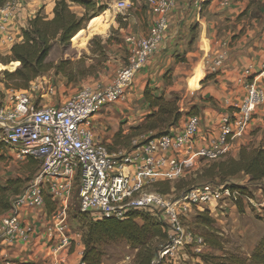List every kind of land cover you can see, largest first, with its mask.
I'll return each mask as SVG.
<instances>
[{"label": "built area", "instance_id": "1", "mask_svg": "<svg viewBox=\"0 0 264 264\" xmlns=\"http://www.w3.org/2000/svg\"><path fill=\"white\" fill-rule=\"evenodd\" d=\"M177 1H150L149 12L155 16L152 27L145 37L130 44L125 63L111 86L83 88L53 107L32 101L28 91L6 92L0 104V148L13 150L21 160H33L38 166L34 177L13 202L9 217L2 221L0 231L10 246L26 242L30 233L19 221L18 209L23 204L43 208L46 195L54 206L50 213L52 225L48 228L50 252H69L73 244L71 236L64 232L66 209L76 181L78 208L91 219L121 220L131 213L147 214L162 224L172 248L183 242L193 244L192 248L205 247L202 238L194 239L185 231L183 223L193 207L200 211L211 203L213 196L207 187L183 192L179 197L145 188L157 182L172 185L185 176L196 160L214 161L227 153L233 138L245 133L262 103L261 91L248 86V98L234 107L233 114L221 116L217 139L197 152L195 115L181 122L175 133L146 143L140 142V137H132L129 152L114 151L108 145L96 143L91 126L96 114L124 97L134 76L155 56L165 39L167 15ZM119 3H128L130 7L128 0ZM12 11L13 7H0V25L11 18ZM222 59L219 57L215 65H220ZM250 76L247 69L240 80L246 82ZM224 193L230 198L228 190Z\"/></svg>", "mask_w": 264, "mask_h": 264}, {"label": "crops", "instance_id": "2", "mask_svg": "<svg viewBox=\"0 0 264 264\" xmlns=\"http://www.w3.org/2000/svg\"><path fill=\"white\" fill-rule=\"evenodd\" d=\"M150 1L144 0L147 8L144 15L147 27H143V20L142 24L141 21L138 23L136 15L128 19L127 28L120 30L124 33V46L120 44L111 47L113 51L109 52L112 56L103 64L97 75L71 90L73 93L71 92L65 99H55L53 104L43 107L59 106L83 88L99 89L111 86L117 72L125 63L130 44L145 37L152 27L155 16L149 12ZM205 1L207 0H178L175 7L170 10L167 15L164 42L159 46L153 59L134 76L122 99L91 119L96 143L108 145L112 149L110 139L120 130L119 122L122 118H126L127 121L120 128L123 134H127L130 127L137 126L144 116L150 114L142 96L147 86L156 95L164 94L167 100L177 99L182 118L170 129V133H174L180 123L189 117L186 115L187 112L195 109V116L198 119L196 152L217 139L221 116L225 113L233 114L234 107L248 98L250 94L248 86L252 85L264 96V0H210L208 5L201 7L200 4ZM31 3L35 8L24 21H21L24 17H21L20 12L17 13L18 9L13 7V11L18 14L17 18H14L17 21L10 19V22L7 21L8 24L0 28V55H9L12 45L22 42L21 29L27 27L28 21L41 6L35 5L34 0ZM117 4L124 9L129 7L128 3ZM51 17L49 14L48 19ZM13 21L20 23L19 26L18 24L11 26L10 23L13 24ZM219 57L223 59L220 65H215ZM181 59H184L183 63L178 62ZM247 69H250L251 76L245 82L240 79ZM210 75L212 78L205 81ZM41 87L40 79L32 83L34 92L36 88ZM47 91L54 93L51 88ZM47 94L45 92L42 96ZM138 118L142 119L137 121ZM112 121H114L112 129L105 131L106 125ZM260 145L264 146V99L257 106L245 133L233 138L229 151L222 157L236 159L241 147L256 148ZM5 158L21 160L13 150L0 148V161ZM23 162L25 165L26 161ZM24 165L22 172L26 174L23 170ZM8 168L9 166L5 167ZM240 175L248 181L247 176ZM18 210L19 221L30 233L26 242L10 246L6 242V236L0 231V264L80 263V254L77 250L81 245L79 240L77 241L79 239L77 233L74 234L77 243L69 252L51 253L52 246H48L50 239L48 228L52 225V219L46 207L31 208L23 204ZM8 217L7 213L0 216V228L3 219ZM64 232L69 236L72 234L67 222Z\"/></svg>", "mask_w": 264, "mask_h": 264}, {"label": "trees", "instance_id": "3", "mask_svg": "<svg viewBox=\"0 0 264 264\" xmlns=\"http://www.w3.org/2000/svg\"><path fill=\"white\" fill-rule=\"evenodd\" d=\"M68 1L83 10L84 13L81 17L70 10L67 1H55L51 19H46L38 12L28 21V26L21 30L22 42L12 45L9 55H0V69L2 68L0 84L5 90L27 91L31 83L40 76L46 75L51 69H54L56 74L62 75L68 83L75 81V76L69 69L71 68L69 61H60L56 66H53L46 62V58L54 42H57L62 48L67 47L71 41L74 45H82L83 42H79L82 30L86 29L90 21L88 28L93 31L97 20L94 18L102 11L103 7H97L90 0ZM128 1L130 5L133 4L132 0ZM209 2L210 0H207L200 6H206ZM1 5L2 1H0ZM120 28L125 29L126 25L119 24ZM11 65L15 66L13 70H9L12 68ZM211 78V75L207 76L205 81ZM142 96L150 114L143 119L141 124L131 127L126 135H122L121 131H118L113 137V147L114 145L125 146L126 141L133 136H144L143 143H146L169 134L170 129L176 126L182 118V112L177 106V99L167 100L164 94L156 95L148 86L144 89ZM3 99L4 94L0 90V104ZM187 115H196L195 109L188 112ZM37 169V162L29 160L23 169L26 177L8 179L3 185H0V216L12 209L16 197L25 189ZM202 174L206 178H218L224 185V189L229 191L235 207L242 212L244 199H251V193L247 187L227 185L226 182L227 179L240 174L247 176L250 183L264 181V146L260 145L256 148L243 146L236 159L222 157L220 162L213 163L202 171ZM169 185V183H157L158 193L166 195L170 190ZM161 188L162 190H160ZM43 201L47 213L50 214L54 210L53 204L46 195L43 196ZM195 223L207 230V233L202 237L205 246L221 250V242L216 237L214 221L207 210L196 212ZM85 227L86 230L82 235L84 250L80 264H101L102 247L117 241H124L128 246L137 249L138 264H151L155 256L153 243H165L168 239L162 224L147 214L131 213L121 220L114 217L93 220L89 216ZM198 257L206 264H264V236L256 244L248 258L239 254H226L219 257L208 253L198 254Z\"/></svg>", "mask_w": 264, "mask_h": 264}, {"label": "rangeland", "instance_id": "4", "mask_svg": "<svg viewBox=\"0 0 264 264\" xmlns=\"http://www.w3.org/2000/svg\"><path fill=\"white\" fill-rule=\"evenodd\" d=\"M0 1H2V5L0 7H16L18 9L17 13L20 12L21 17H24L23 20L21 19V21H24V19L28 15H30V11L35 8V6L32 7L33 4L31 3V1L33 0ZM34 1L36 3L35 5H41L35 15L40 12L41 16L48 19L49 14H51L52 16L51 11L54 2L59 0ZM65 1L69 3L68 0ZM90 1L94 2L97 7L103 8L102 11L99 12L94 18L97 20L93 27V31H90V29L88 28V24L90 21L88 22L86 29L82 30L83 32L79 42H83V44L77 46L74 45V43H72L71 41V43L67 47L62 48L57 44V42H54L46 58V62L52 64L53 66H56L60 61H69L71 63V68L69 69H71V73H73V75L75 76V81L72 83H68L62 75L56 74L54 69H51L46 75H42L38 78L42 81V87L40 89L36 88L34 92V89H31L32 84L29 85L27 91L30 93L32 101L37 103L39 102L42 106L51 103L53 104L55 99H65L66 97L71 95V90L76 89L78 85L83 84L90 78H94L97 75L98 71L103 67V64L110 60L112 56L110 52L113 51L111 47L120 44L124 46V33L120 32V30L124 28L119 29V24L126 25L127 28V26L129 25L128 19L136 15L138 18V23L141 21L140 23L142 24L143 20V27H147L144 16L147 8L145 6L144 0H132L133 4L126 9L117 4V2H119L117 0ZM69 6L70 10L78 17H81L83 15L84 12L80 7L70 3ZM13 12L14 11H12V13ZM17 13L14 12L10 19H14L15 17L17 18ZM14 20L17 21L16 19ZM15 21H13V24L10 23V25L14 27L18 24L17 26H19V24L21 23L20 20V23ZM9 22L2 21L0 26L2 27ZM179 61L183 63L184 59L178 60V62ZM14 67L15 66H12V68L9 70H13ZM0 71H2V68L0 69ZM50 88L53 90V94L47 91ZM0 90L3 92L4 97L7 95L6 92L9 91L5 90L2 84H0ZM45 92H47L48 94L42 97L41 93L45 94ZM136 104H138V102ZM146 116H144V118ZM139 119L142 118H138L137 121ZM126 121V118H122L119 122V131H121L122 135L126 134L122 133L120 127L122 125L124 126ZM142 121L143 120L140 121V124L142 123ZM113 126L114 121L106 125L105 131H110ZM130 129L131 127L128 129V132ZM176 131H174V133ZM133 137H140L139 140L140 142L142 141V143L145 140L144 136L142 135ZM131 138L126 141L125 146L114 145V147L112 146V148L114 149V151L118 152H122L123 150L129 152L131 149ZM110 143L112 145L113 136L110 139ZM221 159L222 158H219L214 161H207L204 159L196 160V162L193 163V166L186 172L185 176L182 179L175 181L172 185H169L170 190L167 193L169 195L175 194L176 197H179L181 193L194 189L204 187H207L209 189L210 195L213 196L212 201L210 204H208V207L203 206L201 210H207L209 216L211 217V219H213L214 228L217 231L216 237L221 242V250L211 249L208 246H205L204 239L202 237L205 233H207V230L203 229L195 223L196 212L198 210L193 207L192 211H190L188 214V219L184 218V229L186 232L191 234L194 239L202 238V244L205 247L192 248L191 246L193 244L189 245L183 242L182 245L176 248H172L168 245L167 241L161 244L159 242H154L153 247L155 250V256L151 264H206L201 260V258L198 257V254L201 253H208L219 257L226 254H239L242 257L248 258L256 244L264 236V181L260 183H250L242 175H237L235 177L227 179V185L247 187L248 191L251 193V199H244V203L242 204L243 210L242 212H240L233 204L231 198L226 196V194L224 193V191L226 190L224 189V185L221 184L218 178H206L202 176V171L207 169L213 163L220 162ZM0 162H3L2 164L0 163V184L3 185L6 180L11 178L14 179L13 177H26V174L22 172V167L24 165V162L22 160L5 158ZM7 166H9V168L5 169V167ZM34 175L35 172L33 173L31 179L34 177ZM157 183L150 184L145 189L159 192V189H157L156 187ZM160 190H162V188ZM76 191L77 182L75 181L70 192V198L66 209V222L69 230L72 232V234L70 233L73 239L72 244L74 245L79 240V244L81 245V248L77 250V252H79L80 254L81 260L84 250L82 235L86 230L85 226L89 221V216L80 212L78 208ZM75 233H77L79 236V239H77V241L76 236L74 235ZM196 244L197 243H195V245ZM102 254L101 264H138V260L136 258L137 249L128 246L124 241H117L103 246Z\"/></svg>", "mask_w": 264, "mask_h": 264}]
</instances>
